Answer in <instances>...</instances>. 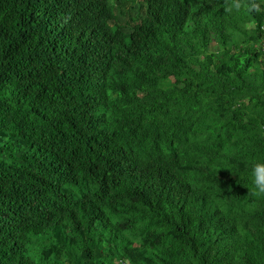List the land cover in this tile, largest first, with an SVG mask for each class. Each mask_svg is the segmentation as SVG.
I'll use <instances>...</instances> for the list:
<instances>
[{"label": "trees", "instance_id": "1", "mask_svg": "<svg viewBox=\"0 0 264 264\" xmlns=\"http://www.w3.org/2000/svg\"><path fill=\"white\" fill-rule=\"evenodd\" d=\"M257 162L264 0H0V264H264Z\"/></svg>", "mask_w": 264, "mask_h": 264}, {"label": "clouds", "instance_id": "2", "mask_svg": "<svg viewBox=\"0 0 264 264\" xmlns=\"http://www.w3.org/2000/svg\"><path fill=\"white\" fill-rule=\"evenodd\" d=\"M237 9L240 5H234ZM254 185L257 193L264 194V162H257L253 166Z\"/></svg>", "mask_w": 264, "mask_h": 264}]
</instances>
